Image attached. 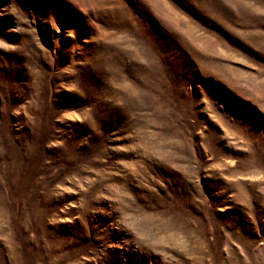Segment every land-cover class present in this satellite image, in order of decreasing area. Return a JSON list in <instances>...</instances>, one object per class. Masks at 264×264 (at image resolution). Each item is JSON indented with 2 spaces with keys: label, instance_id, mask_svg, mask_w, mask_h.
Segmentation results:
<instances>
[{
  "label": "rangeland",
  "instance_id": "obj_1",
  "mask_svg": "<svg viewBox=\"0 0 264 264\" xmlns=\"http://www.w3.org/2000/svg\"><path fill=\"white\" fill-rule=\"evenodd\" d=\"M0 0V264H264V0Z\"/></svg>",
  "mask_w": 264,
  "mask_h": 264
},
{
  "label": "snow or ice",
  "instance_id": "obj_2",
  "mask_svg": "<svg viewBox=\"0 0 264 264\" xmlns=\"http://www.w3.org/2000/svg\"><path fill=\"white\" fill-rule=\"evenodd\" d=\"M154 2L155 3H162V2H164V0H154ZM175 2L181 4V6H184L183 0H175Z\"/></svg>",
  "mask_w": 264,
  "mask_h": 264
}]
</instances>
